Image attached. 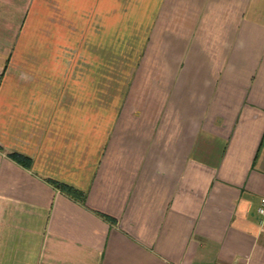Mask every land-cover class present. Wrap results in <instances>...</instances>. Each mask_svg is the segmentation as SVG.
I'll use <instances>...</instances> for the list:
<instances>
[{
    "label": "crops",
    "instance_id": "crops-1",
    "mask_svg": "<svg viewBox=\"0 0 264 264\" xmlns=\"http://www.w3.org/2000/svg\"><path fill=\"white\" fill-rule=\"evenodd\" d=\"M262 198L264 0H0V264H264Z\"/></svg>",
    "mask_w": 264,
    "mask_h": 264
},
{
    "label": "built area",
    "instance_id": "built-area-1",
    "mask_svg": "<svg viewBox=\"0 0 264 264\" xmlns=\"http://www.w3.org/2000/svg\"><path fill=\"white\" fill-rule=\"evenodd\" d=\"M258 214L260 217V225L264 228V198L261 199L260 205L258 207Z\"/></svg>",
    "mask_w": 264,
    "mask_h": 264
},
{
    "label": "trees",
    "instance_id": "trees-1",
    "mask_svg": "<svg viewBox=\"0 0 264 264\" xmlns=\"http://www.w3.org/2000/svg\"><path fill=\"white\" fill-rule=\"evenodd\" d=\"M61 187H63V188H67V190H68L69 192H72V193H74L75 195H79V194H80V192L75 191L74 189H72V188H70V187H64L63 185H61Z\"/></svg>",
    "mask_w": 264,
    "mask_h": 264
}]
</instances>
